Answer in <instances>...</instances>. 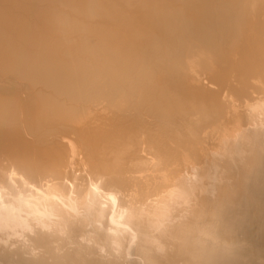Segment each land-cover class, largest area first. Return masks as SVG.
<instances>
[{"label":"bare ground","instance_id":"6f19581e","mask_svg":"<svg viewBox=\"0 0 264 264\" xmlns=\"http://www.w3.org/2000/svg\"><path fill=\"white\" fill-rule=\"evenodd\" d=\"M0 73V264H264V0H0Z\"/></svg>","mask_w":264,"mask_h":264},{"label":"rangeland","instance_id":"374dc122","mask_svg":"<svg viewBox=\"0 0 264 264\" xmlns=\"http://www.w3.org/2000/svg\"><path fill=\"white\" fill-rule=\"evenodd\" d=\"M0 75H2V76H0V90H2V91L4 90V91H7V92H8V91H9V92L11 91L10 94H11L13 91H14V93H15L18 89H17V90H14V89L17 88V85H16V81H15V80H13L14 82L12 81L13 76H12V77H11V75H10V76H7V74H4L5 76H3L2 73H0ZM4 80H5V81H4ZM11 82H12V83H11ZM13 84H15V86H14ZM1 85H3V87H2ZM12 85H13V86H12ZM1 87H2V88H1ZM4 87L7 88V89L5 90ZM2 91H1V92H2ZM4 91H3V93H7V92H4ZM9 92H8V93H9ZM8 93H7V94H8ZM7 94H6V95H7ZM12 94H13V93H12ZM8 95H9V94H8ZM28 96H30V94H29ZM95 103H97V106H99V104H102V102H100L99 100H97V102H95ZM95 103H94V104H95ZM105 103H106V102H105ZM81 156H82V155H81Z\"/></svg>","mask_w":264,"mask_h":264}]
</instances>
